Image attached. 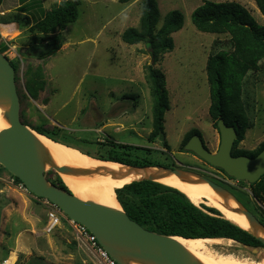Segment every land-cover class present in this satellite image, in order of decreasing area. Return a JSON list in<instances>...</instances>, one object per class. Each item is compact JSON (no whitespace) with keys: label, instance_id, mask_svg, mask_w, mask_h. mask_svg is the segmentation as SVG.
Returning a JSON list of instances; mask_svg holds the SVG:
<instances>
[{"label":"rangeland","instance_id":"obj_1","mask_svg":"<svg viewBox=\"0 0 264 264\" xmlns=\"http://www.w3.org/2000/svg\"><path fill=\"white\" fill-rule=\"evenodd\" d=\"M156 1L160 26L171 12L179 11L184 16L183 29L173 34V51L161 55L157 62L145 43L129 45L122 38L128 29L141 30L144 0L128 4L81 0L78 20L62 32L64 41L56 53L46 46L48 35L32 32L31 26L63 0H0V26H5L0 27V43H8L5 55L17 65L21 119L30 128L54 133L59 142L95 158L113 155L133 162H154L163 168L180 167L177 169L208 178L206 173L216 172L185 151L183 142L197 130L210 152L219 149L221 137L210 116L206 66L211 55L233 51L230 35L196 29L192 14L203 0ZM208 1L239 3L264 25L255 0ZM35 2L37 8L29 5ZM21 5H27L24 12ZM25 17H29L31 25H27ZM262 65V71L247 75L242 88L241 102L249 129L238 149L249 153L264 143V61ZM151 66L164 75L170 100L171 107L165 115L168 148L161 139L150 141ZM39 71L45 86L34 100L26 85ZM46 171L48 179L54 180L55 174L61 177L55 170ZM225 182L226 185L216 183L242 197L249 211L260 221L264 219V204L254 199L248 187L243 189L236 180ZM79 197L85 198V194ZM47 216V209L27 195L0 165V264L11 256L15 257L14 264H94V255L77 241L69 218L62 217L57 230L49 234ZM219 240L208 242L209 254L264 264V248H245L233 240Z\"/></svg>","mask_w":264,"mask_h":264},{"label":"trees","instance_id":"obj_2","mask_svg":"<svg viewBox=\"0 0 264 264\" xmlns=\"http://www.w3.org/2000/svg\"><path fill=\"white\" fill-rule=\"evenodd\" d=\"M118 1L128 4L133 0ZM255 3L264 16V0H255ZM29 5H34V8H37L36 2ZM80 5L81 0H67L56 4L50 11L44 12L40 21L31 26L32 32L38 31L48 35L45 41L47 48L51 49V53H56L61 49L64 41L62 32L78 20ZM26 6L21 5L22 12ZM142 8L141 30L128 29L122 38L129 45L145 43L153 50L151 55L157 62L161 55L173 51L175 46L173 34L183 29L184 16L179 11L171 12L160 26L161 16L158 2L144 0ZM24 19L27 21V25H31L29 17ZM14 22L16 21L11 23ZM192 22L200 32L230 35L233 51L211 55L207 61L206 73L211 98L210 116L215 121L214 126L217 129V123L222 119L227 125L237 128L238 138L233 149L234 157L249 156L254 158L264 150V143L252 153L238 149L239 144L245 139V132L249 129L241 95L247 75L250 72L258 73L263 70L264 25L257 23L251 13L239 3H216L208 0H203V4L193 12ZM50 34L55 35L49 36ZM8 51V43H0V52L6 54ZM11 64L17 71L16 63L12 61ZM150 70V88L153 99V130L150 141L155 142L161 139L168 148L165 115L171 106L165 86L166 82L163 74L152 66ZM44 86L45 83L41 77V71H39L27 83L26 88L29 96L37 100L40 92L44 90ZM32 129L56 143L64 144L56 139L54 133L42 128ZM194 135H199L202 138L201 133L194 130L184 140L183 147ZM87 155L90 156V154ZM95 159L134 167L159 166L154 162H133L113 155ZM55 176L54 180H49L59 188L72 193L62 177L58 174ZM14 178L18 184H22L18 178ZM240 184L243 189L248 187L252 191L254 199L264 204V176L255 184L251 185L247 182H240ZM242 194L250 198L246 193ZM233 195L246 209L250 210L242 197L235 193ZM116 196L123 210L133 221L154 233L185 239L233 240L246 247L264 248V244L259 239L224 217L217 208H209L203 204L197 206L184 193L173 187L145 180L117 189ZM261 223L264 225V219L261 220Z\"/></svg>","mask_w":264,"mask_h":264},{"label":"water","instance_id":"obj_3","mask_svg":"<svg viewBox=\"0 0 264 264\" xmlns=\"http://www.w3.org/2000/svg\"><path fill=\"white\" fill-rule=\"evenodd\" d=\"M0 107L6 109V117L10 123L8 129L0 132V165L18 178L31 194L50 200L58 205L69 219L86 226L118 264H129V262L200 264L186 246L176 241L180 237L164 236L147 230L133 221L122 206L120 209H111L93 201H84L72 191L69 193L59 188L47 178V167L44 162L47 153L34 134L36 131L22 122L16 70L11 64V60L1 52ZM218 130L221 143L216 153L207 149L199 135H194L189 140L184 147L185 151L193 153L209 165L222 170L231 179L251 185L258 182L264 176V150L254 158L249 156L234 157L233 148L238 138L237 128L227 125L222 119L218 122ZM103 162L120 164L130 169L166 170L181 178L193 175L198 180L206 182L217 193L231 197L238 205L239 210L246 216L250 225L264 229V225L256 215L247 210L235 196L226 188L206 177L160 166L134 167L111 161ZM50 169L60 175L73 172L69 167H52ZM145 180L157 182L154 177ZM253 236L264 244L263 238Z\"/></svg>","mask_w":264,"mask_h":264},{"label":"bare ground","instance_id":"obj_4","mask_svg":"<svg viewBox=\"0 0 264 264\" xmlns=\"http://www.w3.org/2000/svg\"><path fill=\"white\" fill-rule=\"evenodd\" d=\"M6 109L0 107V132L10 127L6 117ZM34 131V130H33ZM39 142L43 145L47 153L45 165L52 167H69L72 173L61 175L63 181L70 190L79 197L85 194V198L80 199L103 205L111 209H120L116 199V190L134 182L143 181L150 177L167 186L178 189L184 193L189 200L200 206L207 204L217 208L221 213L244 230L252 235L264 239V229L250 225L246 216L239 210L238 205L229 196H223L214 191L206 182L198 180L193 175L181 178L166 170L156 168L140 170L130 169L116 163L103 162L92 158L80 151L66 145L56 143L37 132H34ZM180 244L186 246L196 261L200 264H257L251 259H241L234 256H214L209 254L208 242L217 243L219 239H183L177 238ZM15 257L11 256L7 264H14ZM129 264H143L139 262H129Z\"/></svg>","mask_w":264,"mask_h":264},{"label":"built area","instance_id":"obj_5","mask_svg":"<svg viewBox=\"0 0 264 264\" xmlns=\"http://www.w3.org/2000/svg\"><path fill=\"white\" fill-rule=\"evenodd\" d=\"M21 185L27 195L32 196L36 202H38L43 207H45V209H47L48 221L46 224V232L49 234L54 233L61 224V218L65 216L62 209L58 205L52 203L50 200L46 198H40L34 196L24 186V184ZM68 220L74 229V233L76 235L77 241L80 242L81 245L82 244L85 245L94 255L95 258L94 264H118L117 261L114 260L109 255V253L101 246L97 237L94 234H92L91 231L86 226L74 220L71 219ZM7 262L8 261H5L4 264H7Z\"/></svg>","mask_w":264,"mask_h":264},{"label":"flooded vegetation","instance_id":"obj_6","mask_svg":"<svg viewBox=\"0 0 264 264\" xmlns=\"http://www.w3.org/2000/svg\"><path fill=\"white\" fill-rule=\"evenodd\" d=\"M183 149H184V147H183ZM208 149V148H207ZM234 149V148H233ZM258 149V148H257ZM185 150V149H184ZM193 154V153H192ZM194 155V154H193ZM195 157H197L196 155H194ZM198 159H200L199 157H197ZM203 163H205L209 168H211V169H213L216 173L215 174H208V173H206L207 174V177L209 178V179H211V180H213V181H215V182H217V183H219V184H222V185H226V184H224V183H226L225 181H226V179L227 180H234V179H231V178H229L222 170H220V169H218V168H215V167H213V166H211V165H209L208 163H206L205 161H203L202 159H200ZM177 168H180V167H173V168H168V169H172V170H175V169H177ZM185 171V170H184ZM214 175H216V176H214ZM218 175V176H217Z\"/></svg>","mask_w":264,"mask_h":264},{"label":"crops","instance_id":"obj_7","mask_svg":"<svg viewBox=\"0 0 264 264\" xmlns=\"http://www.w3.org/2000/svg\"><path fill=\"white\" fill-rule=\"evenodd\" d=\"M0 25H2V24H0ZM12 25H13V24H12ZM12 25H8V26H12ZM0 27L4 28L5 26L3 25V26H0ZM1 30H2V29H0V34H1Z\"/></svg>","mask_w":264,"mask_h":264}]
</instances>
